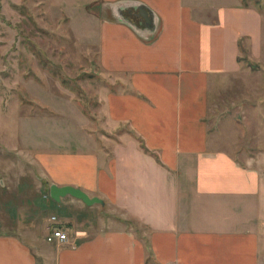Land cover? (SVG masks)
Wrapping results in <instances>:
<instances>
[{
  "label": "crops",
  "instance_id": "obj_1",
  "mask_svg": "<svg viewBox=\"0 0 264 264\" xmlns=\"http://www.w3.org/2000/svg\"><path fill=\"white\" fill-rule=\"evenodd\" d=\"M90 5L78 33L97 45L107 78L103 132L77 137L86 150L37 159L50 186L102 200L118 222L95 228L90 215L103 206L71 197L39 203L40 236L0 232V264H259L264 154L239 164L208 120L216 85L238 71L240 43L259 36V16L239 0ZM54 229L66 243L46 242Z\"/></svg>",
  "mask_w": 264,
  "mask_h": 264
},
{
  "label": "rangeland",
  "instance_id": "obj_2",
  "mask_svg": "<svg viewBox=\"0 0 264 264\" xmlns=\"http://www.w3.org/2000/svg\"><path fill=\"white\" fill-rule=\"evenodd\" d=\"M239 1L259 16V36L254 43L249 38L240 43L238 71L216 85L208 120L216 135L228 138L232 157L244 164L264 154V0ZM89 8L87 0H0L2 233L40 236L34 223L43 212L39 203L49 207L53 201L37 158L86 150L77 137L95 139L103 132L107 78L97 45L79 35L87 30L86 19L79 18ZM116 217L105 206L90 215L95 228L118 222Z\"/></svg>",
  "mask_w": 264,
  "mask_h": 264
},
{
  "label": "water",
  "instance_id": "obj_3",
  "mask_svg": "<svg viewBox=\"0 0 264 264\" xmlns=\"http://www.w3.org/2000/svg\"><path fill=\"white\" fill-rule=\"evenodd\" d=\"M139 16L147 22V14L144 10H139ZM49 197L52 201L59 203L62 198L71 197L73 199L81 201L84 205L91 207L93 205H101L104 203L102 200L92 197L90 198L86 193L81 191L80 189L65 186V187H57L56 185H51L49 187Z\"/></svg>",
  "mask_w": 264,
  "mask_h": 264
},
{
  "label": "built area",
  "instance_id": "obj_4",
  "mask_svg": "<svg viewBox=\"0 0 264 264\" xmlns=\"http://www.w3.org/2000/svg\"><path fill=\"white\" fill-rule=\"evenodd\" d=\"M52 222H55V218H51ZM67 235L65 232L59 229L51 230L50 233L46 236L45 240L47 243H57L64 244L67 241Z\"/></svg>",
  "mask_w": 264,
  "mask_h": 264
}]
</instances>
